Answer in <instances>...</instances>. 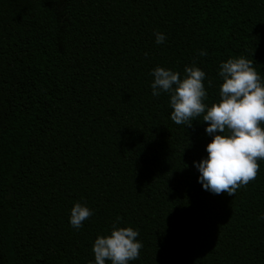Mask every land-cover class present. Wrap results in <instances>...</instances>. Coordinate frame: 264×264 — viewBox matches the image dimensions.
I'll list each match as a JSON object with an SVG mask.
<instances>
[{"label":"trees","instance_id":"obj_1","mask_svg":"<svg viewBox=\"0 0 264 264\" xmlns=\"http://www.w3.org/2000/svg\"><path fill=\"white\" fill-rule=\"evenodd\" d=\"M240 56L264 80V0H0V264H95L113 224L139 232L129 264H264V160L235 195L205 190L207 123L151 88L195 65L210 107Z\"/></svg>","mask_w":264,"mask_h":264},{"label":"clouds","instance_id":"obj_2","mask_svg":"<svg viewBox=\"0 0 264 264\" xmlns=\"http://www.w3.org/2000/svg\"><path fill=\"white\" fill-rule=\"evenodd\" d=\"M155 35L157 44L166 40L163 33ZM199 55L206 56L207 52L200 51ZM185 74L182 79L179 72L154 68L152 95L170 94L171 120L177 125L191 127L202 116L200 121L207 123L205 131L213 139L207 145V157L195 162L199 182L213 194L235 195L239 188L256 180L258 161L264 160V80L252 60L230 58L220 64V100L209 107L205 103L206 73L193 65L185 67ZM208 85L212 86L211 80ZM93 214L92 209L77 202L71 209L70 224L79 230ZM120 219L117 217V221ZM260 219L264 220V215ZM138 236V230L130 226L113 224L109 235H100L94 241L95 264H129L139 259L143 244Z\"/></svg>","mask_w":264,"mask_h":264}]
</instances>
